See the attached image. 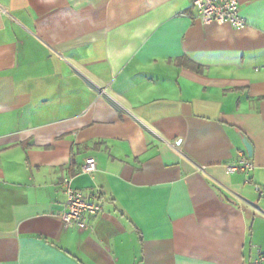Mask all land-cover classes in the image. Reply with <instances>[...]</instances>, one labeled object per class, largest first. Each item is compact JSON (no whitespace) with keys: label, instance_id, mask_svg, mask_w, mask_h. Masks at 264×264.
I'll return each instance as SVG.
<instances>
[{"label":"crops","instance_id":"1","mask_svg":"<svg viewBox=\"0 0 264 264\" xmlns=\"http://www.w3.org/2000/svg\"><path fill=\"white\" fill-rule=\"evenodd\" d=\"M239 3L241 30L191 0H0V264L264 253V0ZM67 180L105 202L87 230Z\"/></svg>","mask_w":264,"mask_h":264},{"label":"built area","instance_id":"2","mask_svg":"<svg viewBox=\"0 0 264 264\" xmlns=\"http://www.w3.org/2000/svg\"><path fill=\"white\" fill-rule=\"evenodd\" d=\"M191 2L202 25L226 24L237 30L247 27V22L240 12L239 0H191ZM97 170V164L93 161L87 162L82 167L84 174L94 175ZM253 170L254 165L247 153L241 155L237 164L228 167L230 173L248 174ZM259 192L263 194L261 191ZM65 194L67 201L61 218L67 227L87 230L91 227L88 220L101 216L105 211V202L96 197H86L82 192L72 187L70 180L65 182ZM250 264H264V253L258 251Z\"/></svg>","mask_w":264,"mask_h":264},{"label":"water","instance_id":"3","mask_svg":"<svg viewBox=\"0 0 264 264\" xmlns=\"http://www.w3.org/2000/svg\"><path fill=\"white\" fill-rule=\"evenodd\" d=\"M244 146L248 152L249 157L252 158L253 157V148H252L251 144L247 141V139L244 140Z\"/></svg>","mask_w":264,"mask_h":264},{"label":"trees","instance_id":"4","mask_svg":"<svg viewBox=\"0 0 264 264\" xmlns=\"http://www.w3.org/2000/svg\"><path fill=\"white\" fill-rule=\"evenodd\" d=\"M94 197H96V198H98L99 200H101V199L99 198V196H98V195L92 196V198H94Z\"/></svg>","mask_w":264,"mask_h":264}]
</instances>
